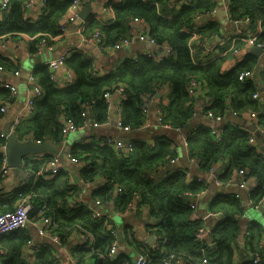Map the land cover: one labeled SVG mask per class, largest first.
<instances>
[{
  "label": "trees",
  "instance_id": "obj_1",
  "mask_svg": "<svg viewBox=\"0 0 264 264\" xmlns=\"http://www.w3.org/2000/svg\"><path fill=\"white\" fill-rule=\"evenodd\" d=\"M26 1L9 0V12L0 17V37L28 34L34 37L30 42V51L34 54L43 34H59L58 24L66 16L73 0H46L37 21L25 18ZM229 1L231 20L248 17L252 22L256 19L261 21L262 31L257 34V43L264 48V0ZM216 6L217 3L213 0H191L189 4L181 5L180 10L169 19L161 15L152 2L123 0L114 5L115 20L112 23L90 20L84 32L90 34L94 30H100L104 33L106 42L113 44L120 38L130 36L133 19L140 18L147 24L150 37L157 43L169 44L176 57L156 62L151 56L141 53L136 58H128L120 65L112 66L106 74H95L97 63L81 50L73 51L67 57L66 63L72 69L76 82L67 87L56 86L46 66H36L32 73L37 76L43 95L37 101L34 114L18 127V137L23 138L32 132L38 139L49 140L59 146L65 138L61 130L65 117L71 118L77 126L83 125L88 118L100 124L107 122L108 106L103 94L120 85L130 93L122 103L121 122L132 128L129 135L141 132L140 129L148 121L147 114L142 110V103L156 97L157 92L168 85L172 93L164 105L163 121L157 122L159 126L165 130L188 126L189 156L195 158L203 170L210 171L216 163L224 161L227 162V168L222 178L230 179L234 169L247 170L257 180L258 185L245 194L253 206L260 205L264 199L263 146L258 143L250 144V133L231 122L223 125L222 139L216 141L211 135L213 127L203 124L200 118L195 119V96L188 92L189 82L193 78L200 80L205 84V92L213 98L212 105L206 109L222 113L229 101L238 115L255 112L258 123L264 127V100H257L253 96L256 92H261L253 78H240L242 72L255 74L258 68L256 54L247 53L242 61L229 70L223 67L226 56L217 57L205 65L195 63L192 59L190 35L183 30L184 26L190 25L196 15L207 13ZM201 30L203 35L211 36L220 31V24L211 22ZM237 46L241 47L242 42L239 41ZM0 64L8 70L15 71L20 68L19 63L4 56L1 50ZM261 74L264 78V66ZM13 99L9 89L0 88V108L2 104ZM85 103H88L87 107ZM147 109L149 111L150 108ZM124 139L134 144L133 150L128 154L124 150L118 152L111 145L89 141L74 144L71 155L81 160L84 156L91 161L90 166L80 170L85 180L95 183L102 178L101 181H105L91 192L93 201L99 204L109 202L119 186L114 204L116 208L126 209L139 196V206L150 209L153 219L151 227L156 229L158 243L165 250L162 252L156 247L145 248L143 252L149 256V264H167L171 258L172 263L184 260L187 264H203L204 257L209 259V264H237L236 259L240 254L237 238L241 232L239 217L246 210L245 198L221 191L215 192L210 202V210L222 212L224 219L210 233V240L216 242L211 246L207 239L197 238L196 234L203 227V223L192 218L194 207L191 206V199L206 191L210 183L198 181L197 178L188 180L182 169L170 173L167 167H162L176 156L171 136H158L154 141L138 137ZM4 141L0 136V145ZM25 162L26 167L34 173L29 181L18 187L7 199H3L0 204L1 212L13 210L19 200L29 197L35 205L31 217H37L39 211L43 210L53 219L52 231L60 235L62 243L66 242L73 230L92 235L91 245L80 244L72 250L79 264H83L88 258L95 261V264H134V261L125 260L124 255L114 261L101 257V253L113 245L115 232L106 229V215L95 217L90 205H68L73 184L65 171L61 170L49 180L36 178L35 173L41 169L46 159H27ZM1 167L0 156V171ZM261 226L259 223H252L248 227L250 236L247 246L252 251L264 250ZM1 242L6 251L1 264H31L25 253L31 236L25 228L2 236ZM56 251L57 245L53 242L37 245L33 264H59ZM164 258L168 261L165 262ZM241 264L254 263L243 261ZM257 264H264V261Z\"/></svg>",
  "mask_w": 264,
  "mask_h": 264
},
{
  "label": "crops",
  "instance_id": "obj_2",
  "mask_svg": "<svg viewBox=\"0 0 264 264\" xmlns=\"http://www.w3.org/2000/svg\"><path fill=\"white\" fill-rule=\"evenodd\" d=\"M35 3L31 8V20L37 21L40 16L39 5L42 4L43 0H34ZM112 3L118 4L123 0H109ZM155 1V0H154ZM162 1V2H161ZM217 11L215 13H205L200 20L201 29L211 22H219L220 31L212 34L211 36L203 35V37L208 42V48L205 52L198 51L194 54V59L197 63L205 65L207 61H212L215 58L219 57L220 52L223 49L228 48L233 42L237 43L240 41L242 45L246 44V41L253 36H256L253 31L258 28H262L259 19H256L252 22L251 18L244 17L239 21H233L226 14V0H217ZM159 10L167 14L174 15L177 11L180 10L183 0H160L158 1ZM107 10L102 11L101 0H97L92 4H87L81 6L79 13L83 14L82 16L75 20L74 22L68 23L67 33L57 38L55 41L54 48L51 51H46L40 56L32 54L30 51V38L27 34L18 33L14 35H9L7 38V46L1 50V53L9 58L13 62L20 64V75L19 76H5L0 75L1 80L8 81L18 86V93L14 96V99L8 103V112L7 115L0 120V129L5 130L9 127L14 116L18 109L23 105L27 98V81L29 75L33 72V69L42 65L48 59L58 58L62 54L70 55L73 51L81 50L84 54L91 57L94 62L99 65V67H112L115 65H120L128 58H136L139 54H163L167 48L171 47L169 44L160 43L161 45L157 46L152 43L149 39V35L146 34L144 37L136 38L131 44L124 45L122 48L108 52L102 50L95 43L88 40V35L84 32L86 28V23L95 17L96 14L103 16L104 20L109 22L115 20V10L114 6H111ZM163 7V8H162ZM0 17L3 16L0 14ZM142 27V30L145 24H138ZM209 26V25H208ZM136 29V30H135ZM83 30V31H82ZM138 31L136 25L132 26L133 34ZM202 32V30H200ZM146 32H144L145 34ZM237 38H242L238 40ZM234 39H236L234 41ZM167 45V46H166ZM250 46H252L250 44ZM250 46L246 50L238 55L234 56L232 54L225 55L226 60L224 62V69L229 70L235 66L238 62L242 61L246 54L249 53ZM238 47V46H237ZM264 66V55L258 56V68L253 77V81L256 86L259 88L262 96L264 97V78L261 74V70ZM160 96L156 94L158 98H165L171 96V87L166 86L160 90ZM147 105L150 108V121L149 124L143 127L141 132H134L132 135L130 133H125L118 128L119 116L114 113L111 118L104 122L100 127L91 128L92 133L88 131L82 132L84 137L76 140V143H84L92 138L94 134H102L104 136H120L126 139L134 138H143L146 140H153L158 136H171L174 140V147L176 149V156L174 159L169 161L166 165L162 166L168 168L171 172H174L176 169L188 170L192 174L193 178H202L210 183V187L202 192L201 194L193 197L191 202L194 204V212L192 218L195 220H201L205 230V238L207 241H210V233L214 228L222 222L223 218L219 216L210 215L212 212L210 210V202L216 191H221L224 194L237 192L239 187L235 184L234 180L222 178V174L226 171L227 162L216 163L214 165L213 173L205 171L201 168L198 161H191L189 156V149L186 145L188 133H185L182 129L176 130H165V128L159 126L157 123V100H152L147 102ZM194 109H195V119H201L203 124H208L211 127L222 126L226 123H234L237 126L246 129L247 131H252L255 133L257 138V143L264 149V127H262L258 121H255L250 117V112L239 114L237 116L229 115L227 116L225 123H216L209 120L204 114L205 112V95L197 94L194 98ZM196 122L195 120H193ZM139 130V131H140ZM70 136V135H69ZM69 136L66 140L63 141L60 148L65 149V158L63 159V171L66 172L68 179H71L72 184L76 190L80 191L84 199L91 206L93 210L101 212V217L106 215V222L108 223L110 229L114 230L117 239V246L119 249V256L124 255L125 260L132 262L134 261L139 254V246L137 244L144 242L147 247L155 248L156 244L158 245V234L156 229L151 227V222L153 221L152 216L150 215V209L147 206H139V196L135 197L130 205L124 210L116 208L113 203V199H110L109 202L104 204L96 203L91 199V192L96 188V186L103 184L102 178L97 179V181L90 182L85 180L81 174L80 170L85 167L82 162H73L70 159V156L67 155L68 149H72L74 144H71L69 141ZM70 145H69V144ZM25 168H11L10 173L6 179L0 183V204L3 199H7L18 187L23 185L25 182L29 181L31 175L28 177ZM36 177V176H35ZM37 178V177H36ZM190 178V179H191ZM217 180L221 183L218 184ZM98 184V185H97ZM245 193H243V198H245L246 210L243 215L239 217V223L241 226V232L238 235L237 242L240 247V254L236 259V263H242L243 261H251V249L248 248L247 243L249 236L247 235L248 227L252 223L261 224L262 234L264 236V213L260 211L257 207L253 206L248 199ZM259 206H264V199ZM1 212V209H0ZM250 213V218H249ZM257 213V214H256ZM259 215V216H257ZM25 230L31 236V242L25 251L31 264L34 262V251L37 245L46 242H52L50 237H41L38 235L36 222L31 221L25 227ZM82 231L73 230L71 235L67 237L66 242L57 245V256L59 258V264H79L73 256V248L80 245L82 239ZM93 241V239H92ZM93 243V242H92ZM264 244V238H263ZM263 252V250H262ZM118 256V257H119ZM95 261H92L90 258L86 260L83 264H95ZM187 264V263H180Z\"/></svg>",
  "mask_w": 264,
  "mask_h": 264
},
{
  "label": "built area",
  "instance_id": "obj_3",
  "mask_svg": "<svg viewBox=\"0 0 264 264\" xmlns=\"http://www.w3.org/2000/svg\"><path fill=\"white\" fill-rule=\"evenodd\" d=\"M95 1H97V0H73L66 16L64 18H62L58 24V29L60 30L59 34H57V35H52V34H48V33L43 34L42 35L43 37L40 38L38 43H37V49H36V52L34 53V55L40 56L43 53H45L46 51L53 50L54 44H55V41H57V38L62 37L67 33L68 23L74 22L75 20H77L80 17L79 10H80L81 6L87 5V4H92ZM145 1L154 3L159 10V5H158L159 2L158 1H156V0L155 1L145 0ZM213 1H215L218 4L217 0H213ZM45 2H46V0H43L42 4L39 5L40 13L43 12L42 8L45 6ZM190 2H191V0H183V3H185V4H189ZM34 3H35L34 0H27L25 2V5H24V16H25V18H27L29 20H31V17H30L31 16L30 15L31 14V8L34 5ZM101 4H102V11H103V10H107L109 8H112L111 6H114V4H116V2L112 3L109 0H101ZM9 5H10L9 0H0V14L2 16L5 13L9 12V10H10ZM229 5H230V1L226 0V14L228 17H230ZM215 11H217V6L214 7L211 11H209L207 13H215ZM159 12L161 13V15H164L166 18H172V16H173L172 15L173 13L172 14H167V13L164 14L165 12H162L161 10H159ZM203 14H205V13L196 15L193 18L190 25L184 26V29H183L186 33H188L190 35L189 36L190 37V50H191L192 59L195 63H197V62L194 59V54L197 53L198 51L205 52L208 48V42L204 37H202L203 35L200 31L201 30L200 20L202 19ZM91 20H97V21H100L104 24L105 23H112V21L109 22L108 20H104L102 14L98 15V13L96 14L95 17H92ZM237 21H239V20H237ZM260 23H261V21H260ZM138 24H142V25L145 24L143 30H142V27L139 26ZM86 25H87V23H86ZM134 25H136V27H138L137 32L131 34L130 36L120 38V39L116 40V42H114L113 44H108L106 42L105 35L100 30H94L93 32H91L88 35V40L95 43L102 50H106L108 52L116 51V50L122 48L124 45L131 44L138 37L143 38L144 35H146V34L149 35V28H148L147 24L145 23V21L136 17L132 21V26H134ZM261 31H262V28H260V29L256 28L253 31V33H255L256 36L249 38L246 41L245 45H242L241 47H237L235 44L237 41L235 43L233 42L228 48L223 49L219 55L225 56L228 54H232L234 56H238V55L242 54L246 50V48L248 46H250V44L252 46L253 45H260L257 43V34ZM144 32H146V33L144 34ZM8 37L9 36L0 37V50L4 49L7 46L6 40ZM28 37L31 40L34 39V37H31L30 35H28ZM149 39L152 43L156 44L157 46L162 44V43L161 44L157 43L153 38L150 37V35H149ZM237 39L242 40V38H237ZM235 40L236 39H234V41ZM147 55L151 56L156 62H161V61L169 60L171 58L176 57L175 52L171 47L167 48V50L163 54L155 55V54L150 53ZM68 56H70V55L65 53V54H62L61 56H59L58 58L48 59L45 62H43V64H42L43 66H46L49 69V71L51 73V79L55 83V85L58 87L71 86V85L75 84V82H76V77L73 74L72 69L66 63ZM209 62L210 61H207V63H209ZM207 63H205V64H207ZM110 69H111L110 67H99V65H97L94 73L95 74H106L108 72V70H110ZM1 74L5 75V76H9V75L19 76L20 75V68L13 71V70H8L2 64H0V75ZM254 75H255L254 72H242L240 75V78L242 80H244L247 77L253 78ZM166 86H168V85H165L162 88H164ZM0 88L9 89L12 92V96H15L18 93V86L17 85L10 83L8 81H5V80L3 81L1 79H0ZM205 89H206L205 84L202 83L200 80H197L195 78H193L188 84V92L191 95L196 96L197 94H200V93L205 95V115L207 118H209V120H211L212 122L222 124L225 122L227 116H229V115L237 116L238 115V112L235 111L230 106L229 101H228V106L224 108L222 113H215L212 109H206L208 106L212 105L213 98H212V96H210L209 94H207L205 92ZM160 90L157 92L159 94V96H160V93H159ZM42 95H43V91H42V87L39 84V80H38L37 76H35L33 73H31L29 75L28 81H27V98H26L25 102L23 103V105H21V107L18 109V111L16 112V114L14 116V119L12 120L11 124L9 125L10 132L13 133L18 138V140L20 142L32 141L34 143H42L45 141H49V140H45V139H38L34 135V133H32V132L27 134L23 138H19L18 133H17L18 127L23 122H25V120L27 118L31 117L34 114V112L36 111L37 101L42 98ZM129 95H130V93L128 91H126V89L124 88L123 85H120L119 87H117L113 91H106L103 94V97L105 98V101H106L107 106H108V109H107L108 119H110L111 116L114 113H116L115 110H117V114L119 116L118 128L125 133H129L132 129L129 126H124L121 122L122 103L125 99L128 98ZM253 96L257 100H264V97L259 92H256ZM169 99H170L169 96H167L165 98H162V97L158 98L157 96L156 97L154 96L151 99L147 100L146 102L142 103V105H141L142 110H144V112L148 116V121L145 123L144 127L147 126L149 124V121H150V109L148 111L147 107H149V106L147 105V102L152 101V100H157V111H158L157 122H162L163 118L165 116L164 105L167 104ZM85 106L87 107L88 103H85ZM7 112H8V103H4V104H2V106L0 108V120L3 119L7 115ZM250 117L252 119H254L255 121H258L257 120L258 119L257 114L255 112H251ZM102 124L103 123L100 124V123L94 122L93 120L88 118L87 121L83 125L77 126L71 118L65 117L63 122H62L61 130H62L63 135L65 137L64 140H66V138L68 137V135L71 132L77 131V130L85 128V127H88L89 129L97 128V127H100ZM166 128H171V127L166 126ZM5 130L0 129V136L5 139V141L0 145V156L2 157V167H1V171H0V183H2V180L8 176V174L10 173L11 168H12L9 166V162H8V156H7L8 134L5 132ZM248 132L250 133L249 143L250 144H256L257 138L255 136V133L252 131H248ZM211 135L214 137V139L216 141L221 140L222 136H223L222 126L220 125L218 127H213L211 129ZM89 141H95L97 143H103V144L111 145V146H113V148L117 149L118 152L121 153V152H123L122 150H124L127 152V154L130 153L134 147L133 143L126 142V140L123 137L112 136V135L104 136V135L99 134V133L92 135V138L89 139L88 141H85V142H89ZM151 145L153 146L154 144L151 143ZM186 145L188 146V142L186 143ZM57 147H59V146H57ZM262 152L264 153L263 148H262ZM67 155L70 156V159L73 162L79 161V162L84 163L85 167H88L91 164V161L87 160V158H85L84 156L81 157L84 161L81 160L80 158H76V157L72 156L70 148L68 149ZM64 158H65V149H64ZM27 159L31 160V161H42V160L46 159V162L41 167V169L35 173L36 177H39V178L43 177V179H45V180H49L51 177L55 176L57 173H59L63 169V159L60 155L55 154V153H48V152L31 153V154H28L27 157L24 159V168L26 170V173L28 174L26 176H28V177L30 175H32L34 173V171L32 169L26 167L25 160H27ZM191 161L194 162V161H196V159L191 158ZM213 171H214V168H212L208 172L213 173ZM183 173L188 178V180H190V178L192 177V174L188 170H183ZM230 179L235 181V184L239 187V190L237 192L228 193V194H232L235 197H239V198H243V193L253 190L258 185L257 180H255V178L252 175H250L247 172V170H245V169H234L232 171ZM197 180L198 181H206L202 178H197ZM103 182H105V181H102V183ZM217 183L220 184L221 182L219 180H217ZM263 189H264V186H263ZM119 190H120V187L117 186L115 191H114V194H113V198H114L113 203H115V201L117 200L116 196L119 193ZM97 203H99V202H97ZM74 204L89 206L87 201L82 196L81 192L76 190V188L73 185L72 190L70 192L68 205L72 206ZM191 206H193L195 208L193 203H191ZM254 206L257 208L259 207L258 204L254 205ZM34 208H35L34 202H32L29 197H24L21 200H19V202L16 204V206L13 210L0 212V264H1V259L3 258V256L6 253V251L2 245V242H1L2 236L17 232L19 230H22L31 221L36 222L39 236L50 237L52 242L55 244H61L62 243L60 235L52 231L53 219L50 216L46 215L43 210L39 211V214L37 217L32 218L31 213L34 210ZM93 214L95 217H98V218L101 217V212H98L96 210H94ZM210 215L219 216V218L222 217L224 219V214L222 212H213L212 211L210 213ZM105 227L107 230H112V229H110L107 222L105 224ZM112 231L114 232V230H112ZM80 233L82 234V239H80L81 240L80 244L91 245L92 239H93L92 235L90 233H83V232H80ZM247 235L249 236V232H247ZM196 236L198 239H206L204 227L199 229ZM158 237H159V235H158ZM209 244H211V246H214L216 244V242H212L210 240ZM145 248H147V245L144 242H141L139 244V249H138L139 254H138L137 258L134 260V264H149L150 258L147 255V253L143 252V251H145ZM156 248H159L162 252H164V250H165V247L162 244L159 245V243H158V245L156 244ZM119 254H120V252H119V249L117 246V239L115 238L113 245L110 248H108L106 251L102 252L101 257L104 259H109L111 261H114L115 259L118 258ZM250 257H251L250 260L254 264L262 262V261H264V250H263V252L260 250L251 251ZM163 260H165V262L168 261L165 258ZM202 262H203V264H209V259L207 257H204ZM180 263H186V262L184 260H182V261L177 260L175 263H172V258H171V261L168 262L167 264H180Z\"/></svg>",
  "mask_w": 264,
  "mask_h": 264
},
{
  "label": "water",
  "instance_id": "obj_4",
  "mask_svg": "<svg viewBox=\"0 0 264 264\" xmlns=\"http://www.w3.org/2000/svg\"><path fill=\"white\" fill-rule=\"evenodd\" d=\"M80 15L82 16L83 14ZM249 52L254 53L257 56H262L264 55V48L261 45H253L250 46ZM157 95L159 96V94ZM188 129V126H186L183 128V131L187 133ZM5 132L8 134V162L9 166L12 168H23L24 159L31 153H55L64 159V149L57 147L51 141H45L42 143H34L32 141L20 142L18 138L10 132L9 127L6 128ZM258 209L264 213V206H259Z\"/></svg>",
  "mask_w": 264,
  "mask_h": 264
},
{
  "label": "rangeland",
  "instance_id": "obj_5",
  "mask_svg": "<svg viewBox=\"0 0 264 264\" xmlns=\"http://www.w3.org/2000/svg\"><path fill=\"white\" fill-rule=\"evenodd\" d=\"M154 1V0H152ZM184 3H182L183 5ZM163 8V7H162ZM94 129V128H93ZM93 129H89L88 127H85V128H82V129H79L77 131H74V132H71L68 136H69V141L71 144H74V142L82 137H84V134L82 132H85V131H88L89 133H92V130ZM70 145V144H69ZM257 214V213H256ZM249 218H250V213H249ZM259 216V215H257Z\"/></svg>",
  "mask_w": 264,
  "mask_h": 264
},
{
  "label": "clouds",
  "instance_id": "obj_6",
  "mask_svg": "<svg viewBox=\"0 0 264 264\" xmlns=\"http://www.w3.org/2000/svg\"><path fill=\"white\" fill-rule=\"evenodd\" d=\"M115 5V4H114ZM114 10H115V8H114ZM164 16V15H163ZM173 17V16H172ZM170 19V18H169ZM113 22V21H112Z\"/></svg>",
  "mask_w": 264,
  "mask_h": 264
}]
</instances>
